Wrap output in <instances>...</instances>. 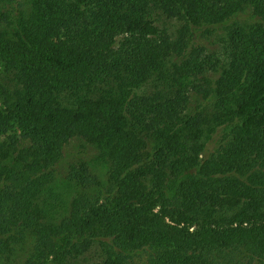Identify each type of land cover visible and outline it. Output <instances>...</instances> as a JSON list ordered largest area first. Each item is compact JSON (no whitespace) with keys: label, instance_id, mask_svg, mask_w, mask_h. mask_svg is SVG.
<instances>
[{"label":"trees","instance_id":"1","mask_svg":"<svg viewBox=\"0 0 264 264\" xmlns=\"http://www.w3.org/2000/svg\"><path fill=\"white\" fill-rule=\"evenodd\" d=\"M72 138L108 169L57 215ZM27 238L20 264H264V0H0V264Z\"/></svg>","mask_w":264,"mask_h":264},{"label":"rangeland","instance_id":"2","mask_svg":"<svg viewBox=\"0 0 264 264\" xmlns=\"http://www.w3.org/2000/svg\"><path fill=\"white\" fill-rule=\"evenodd\" d=\"M155 23L159 27H164L172 37L175 36V30L178 25L176 19L168 18L161 13H154ZM84 161L91 173L97 176L100 181L106 179L108 163L105 159L98 156V152L92 145L85 143L82 139L72 138L63 147L62 157L57 165L55 179L51 184V189L45 193L47 200L53 205L56 214L64 212L70 199L75 194L78 186L73 180L68 178L69 169L77 166L79 162ZM32 239L27 238L22 244L15 246V251L11 256V262L20 264L30 251ZM146 253H136L134 261L138 264H145ZM98 253L95 249L80 259V264H99Z\"/></svg>","mask_w":264,"mask_h":264}]
</instances>
